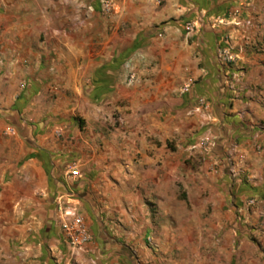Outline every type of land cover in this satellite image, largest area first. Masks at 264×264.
Instances as JSON below:
<instances>
[{
    "label": "crops",
    "instance_id": "crops-1",
    "mask_svg": "<svg viewBox=\"0 0 264 264\" xmlns=\"http://www.w3.org/2000/svg\"><path fill=\"white\" fill-rule=\"evenodd\" d=\"M65 2L79 9L83 5V0ZM117 2L122 19L116 25L106 23L102 29L96 14L89 13L90 34L69 28L49 49L38 39L45 33L42 0H0V224L17 220L23 211L39 213L34 207L36 175L47 191L42 203L52 230L58 216L61 225L68 214H82L92 235L88 248L106 253L101 259L111 262L122 246L114 240L103 244L110 233L107 220L130 224L148 218L144 197L151 194L157 207L153 212L160 215L166 190L175 186L172 176L197 156L204 160L202 174L217 162L214 156L225 172L247 162L245 169L252 174L264 168V154L255 150L264 141V0ZM187 22L194 23L193 31H186ZM120 24L130 25L132 34L117 36ZM251 42L263 46L252 49ZM222 45L232 47L234 63L218 57ZM48 62L55 72L45 70ZM47 77L60 78L63 92L81 97L87 92L91 101H104L105 110L130 111L106 136L76 135L69 152L65 145L49 143L45 134ZM194 79L198 82L190 91L178 93L184 80ZM200 103L202 111L189 114ZM204 127L218 142L211 156L193 150ZM197 128L201 131L194 133ZM167 137L175 139L177 149H166ZM93 139L103 141L104 148L95 150L85 167L76 166L80 177L70 176L71 169L63 177L66 162H85L83 146L92 141L96 147ZM18 171L25 173V181ZM200 177L187 180L186 187H200ZM228 183L215 179L213 184L219 189ZM18 229L0 225V239L7 232L16 236Z\"/></svg>",
    "mask_w": 264,
    "mask_h": 264
},
{
    "label": "rangeland",
    "instance_id": "rangeland-1",
    "mask_svg": "<svg viewBox=\"0 0 264 264\" xmlns=\"http://www.w3.org/2000/svg\"><path fill=\"white\" fill-rule=\"evenodd\" d=\"M117 1L83 0L79 9V6L68 5L65 0H42L45 5V33L41 32L38 39L44 41L45 46L50 49L52 40L61 37L69 28L81 27L87 35L90 34L89 13L96 14L98 27L102 29H105L106 23L110 25L113 22L116 25L122 19ZM214 21L219 23V19ZM116 29L119 37L126 33L132 34L128 32L131 30L130 25L120 24ZM248 45L252 49L263 46L252 42ZM229 48L232 52V47ZM234 62L235 60L225 63ZM48 63L43 66L45 70L55 72L56 69L52 70V64ZM197 82V79L184 80L178 87V93L186 94L188 91H183L185 84L190 83V91ZM62 85L60 78H45V134L49 135V143L53 140L57 147L65 145V150L69 152L73 151L76 135L81 133L89 139L91 134L102 132L106 136L109 130L124 123L125 116L130 111L109 108V113H104L107 111L104 101L101 104L91 101V95L87 92L82 97L63 92ZM202 106L200 103L198 109L195 107L189 110V114L202 111ZM98 114L99 120H96L95 116ZM205 127L202 131L198 128L194 131H201L202 134L193 143V150H198V154L205 152L211 156L218 147V142L209 135L210 132ZM206 141L208 143L204 144ZM93 143L96 147L92 145V141L83 146L85 162H66L61 174L63 177L73 167H85L84 164L89 163L95 150L105 146L103 141L93 139ZM166 149H177L174 138L167 137ZM255 150L264 154V141L257 143ZM214 158L217 162L214 161L211 165L209 162L213 159H209L205 174L200 169L204 161L202 155L197 156L190 166L179 168L175 177L171 178L176 187L171 186L166 190L168 197L162 199L160 215L153 212L157 207H154L151 194L144 197L145 204L151 211L148 218L131 219L130 224L121 219L107 220L110 226L106 225L105 228L110 229V235L106 236V243H102L110 244L114 240V243L122 246V252H118L112 262L101 259L106 253L97 254V251L92 252L88 246L84 250L72 251L65 242L59 216L52 230L49 220H45V205L42 203L47 191L40 183V177L35 175L34 207L39 213L31 216L23 211L19 213L17 220L6 219L1 222L3 227L12 225L19 229L16 236L7 232L5 238L0 239V264H264V168L262 172L252 174L245 169L247 162L225 172L222 170L224 167L219 168V165L223 166L219 158ZM230 160L233 161L231 158ZM17 175L20 180L25 179L24 172L18 171ZM168 175L170 177V173ZM4 176L6 179H13L9 174ZM195 176L203 178L199 180L202 185L194 189L186 187L187 180L193 181ZM169 177L167 182H170ZM235 178L240 179V184H235ZM215 179L228 180L231 184L218 189L213 184ZM81 216L89 229L85 217ZM127 231L129 232L126 233ZM14 246H17V254Z\"/></svg>",
    "mask_w": 264,
    "mask_h": 264
},
{
    "label": "built area",
    "instance_id": "built-area-1",
    "mask_svg": "<svg viewBox=\"0 0 264 264\" xmlns=\"http://www.w3.org/2000/svg\"><path fill=\"white\" fill-rule=\"evenodd\" d=\"M188 32L194 30V26L191 23L186 24ZM218 57L226 63H230L235 60V55L232 54L228 45H224L218 50ZM190 83L185 84L183 91H189ZM208 142H204L207 144ZM69 175L72 177H80L81 170L78 167H73L69 171ZM61 227L64 232L66 241L72 250H84L87 248L89 242L92 240V235L85 224V221L81 215L72 212L61 222Z\"/></svg>",
    "mask_w": 264,
    "mask_h": 264
}]
</instances>
